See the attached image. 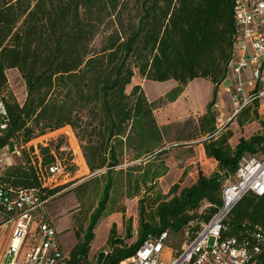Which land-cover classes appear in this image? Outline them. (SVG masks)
<instances>
[{"label":"trees","instance_id":"obj_1","mask_svg":"<svg viewBox=\"0 0 264 264\" xmlns=\"http://www.w3.org/2000/svg\"><path fill=\"white\" fill-rule=\"evenodd\" d=\"M234 15L232 0H0V89L8 117L0 132V150L69 127L96 187L102 185L85 231L73 229L77 241L68 264L87 260L100 220L122 212L117 207L120 195L138 197V236L133 245H122L113 223L106 264L128 259L148 235L168 231L191 240L217 212L222 188L241 157L264 154V120L257 102L242 108L235 122L243 127L257 121L260 134L240 137L232 147V132L215 128L212 108L227 77ZM9 70L23 81L22 103L7 91ZM136 74L145 81L173 80L177 87L149 101L141 85H132ZM198 78L213 86L206 111L198 118V137H205L199 143L218 169L208 176L199 169L190 186L174 183L163 193L158 184L168 172V149L165 128L154 111L161 103L176 101ZM54 142L38 145L37 154L33 146L26 153L23 149L19 161L5 168L0 184L35 189L48 204L60 187L42 188L35 167L40 163L45 168L55 157L64 161L62 147ZM72 164H67L70 174ZM203 203L208 207L199 211ZM146 208L153 212L147 222ZM228 215L223 238L253 246L259 228L262 248L251 264H264V194L245 195ZM9 218L4 215L5 221Z\"/></svg>","mask_w":264,"mask_h":264},{"label":"built area","instance_id":"obj_2","mask_svg":"<svg viewBox=\"0 0 264 264\" xmlns=\"http://www.w3.org/2000/svg\"><path fill=\"white\" fill-rule=\"evenodd\" d=\"M232 3L235 14L234 46L223 82L234 107L231 118L255 100L264 98V0H232ZM5 97L0 89V132L6 129L8 122ZM218 113V121L221 122L223 113L219 110ZM28 144L14 145L11 153L20 157L24 147L26 150L31 147ZM4 148L9 150L10 146ZM33 149L37 154L35 146ZM8 159L0 155V177L11 165ZM35 172L42 188L58 187L63 184L61 177L70 176L67 164L57 157L45 168L38 163ZM249 193L264 194V154L241 157L235 174L222 188L217 212L202 224L191 240L184 241L178 249L170 250L168 231L157 237L148 235L134 254L119 264H251L262 248L259 228L255 234L257 244L253 246L247 243L240 245L233 238H223L229 212ZM46 204L47 200L42 199L35 189H12L0 184V230L6 223H16L0 264H68V254L63 251L58 233L46 216ZM7 214L10 218L5 221L4 215ZM110 254L111 250L104 247L91 259H81L77 264H106ZM164 254L170 255V258L162 259Z\"/></svg>","mask_w":264,"mask_h":264},{"label":"rangeland","instance_id":"obj_3","mask_svg":"<svg viewBox=\"0 0 264 264\" xmlns=\"http://www.w3.org/2000/svg\"><path fill=\"white\" fill-rule=\"evenodd\" d=\"M141 85L144 88V93L149 101L160 99L169 91L176 89L177 83L173 80L166 82L145 81L137 74L132 80V85ZM189 84V83H188ZM187 84V85H188ZM130 86L128 91H130ZM186 88V89H185ZM224 86L218 89L216 104L212 108V113L215 117V128L218 132L231 131L232 137L229 140L233 147L240 137L248 139L254 135L260 134L262 129L257 121L247 123L243 127H239L235 122V117L231 118L233 113V105L231 104L228 94L224 90ZM180 101L172 103H161L160 107L154 111L157 122L161 127L165 128V140L167 141L168 152L166 154L165 163L168 167L167 176L161 179L163 186L171 185L172 183H180L182 185H189L197 178V172L200 169L205 175L211 173L213 162L208 161L204 156L199 157V150L193 149L199 146V141L205 137H198V118L206 111V106L212 97V86L207 79H194L190 82L188 87H184ZM7 91L16 99L18 103H22L25 98V87L19 74L15 70L7 72ZM259 117L264 120V98L257 99L251 104L255 103ZM250 105V104H249ZM218 110L223 113L221 122L218 121ZM74 132L69 127L59 129L54 132L47 133L31 142L29 146L50 144L57 140L59 146L64 151L65 163H73L71 167L70 176L60 180L61 184L58 191L49 199L46 204V216L53 220L54 223L67 224V227L58 229L59 240L63 251L69 254L75 240L73 229L79 232L85 231L90 214L94 211L97 201L101 196V187H96L93 174L91 175L84 158L78 141L76 140ZM43 143V144H41ZM55 143V142H54ZM191 147H187L190 146ZM26 153V148L24 147ZM38 153V151H36ZM24 154L23 152L21 155ZM2 157L9 158V163L13 164L19 161V157L13 155L8 149L4 148L0 151ZM190 157H193L195 162L192 166H188ZM70 159H73L71 162ZM35 162V159H31ZM185 166L186 168H184ZM194 166V168H193ZM126 164L121 168H126ZM120 167L116 168L118 170ZM184 168V169H183ZM234 178L230 181H233ZM167 182V183H166ZM167 184V185H166ZM83 187V188H82ZM159 187V184H158ZM82 188V189H81ZM161 190V188L159 187ZM117 207L122 212L119 214H110L112 218H102L94 229V240L90 244V250L87 258L91 259L102 248L106 247L108 232L111 224L116 225V238L122 240V245L131 246L136 242L139 230V215H138V197L133 199H126L124 196H118ZM137 199V200H136ZM137 201V202H136ZM208 207V204L203 203L199 211ZM150 208L145 209L144 221L149 220L151 215ZM115 221V222H114ZM70 223V226H69ZM16 223L9 222L0 230V260L3 258V253L8 247L14 225ZM57 224L55 223V226ZM72 225V226H71ZM54 227V226H53ZM129 227V232L127 228ZM57 232V231H56ZM128 233V236L127 234ZM82 234V233H81ZM186 240V234H169L167 244L170 245V250L178 249ZM210 239L209 243L212 244ZM168 245V246H169ZM169 254V253H168ZM164 254L162 259L167 260L170 255Z\"/></svg>","mask_w":264,"mask_h":264},{"label":"crops","instance_id":"obj_4","mask_svg":"<svg viewBox=\"0 0 264 264\" xmlns=\"http://www.w3.org/2000/svg\"><path fill=\"white\" fill-rule=\"evenodd\" d=\"M10 71V70H9ZM189 84H190V82H189ZM188 84V85H189ZM211 84V83H210ZM188 85H187V87H188ZM211 86H212V84H211ZM222 86H224L223 84H221L219 87H218V89H220ZM213 87V86H212ZM186 89V88H185ZM184 92H185V90L181 93V95L177 98V100L175 101V102H179L180 101V99H181V97H182V95L184 94ZM187 147H191V145L190 146H187ZM193 149H198L199 150V157L200 156H204V158L206 159V160H208V161H211V162H213V168L214 169H212V171H211V173H213V172H216L217 171V162L216 161H214L213 159H209V158H206V156H205V154H204V150H203V147H202V145L200 144L199 146H196V147H194ZM189 159V163H188V166H192V164H194V162H195V164L194 165H196V163H197V161H193V157H190V158H188ZM8 162H11V161H8ZM184 168H186L185 166H183ZM183 168V169H184ZM193 168H194V166H193ZM211 173H209V174H207V176L208 175H210ZM167 176V174L164 176V177H166ZM164 177H162V178H164ZM161 178V179H162ZM161 179H159V187L161 188V190H162V192L163 193H166L168 190H169V188L174 184V183H172L171 185H167V186H163L162 185V181H161ZM167 183V182H166ZM193 183V182H192ZM191 183V184H192ZM191 184H189V185H182L181 187H188V186H190ZM137 200V199H136ZM137 202V201H136ZM114 214H119V212H114ZM109 217V219H111L112 217L111 216H107L106 217V219ZM51 222H52V224H53V226H54V228H55V230L57 231V233H59V231H58V229H60V228H62V227H67V224L66 223H63V225L61 226L60 225V228H58V225L60 224V223H58V222H55L57 225L55 226V223H54V221L53 220H51ZM115 222V221H114ZM112 225V224H111ZM69 226H70V223H69ZM72 226V225H71Z\"/></svg>","mask_w":264,"mask_h":264},{"label":"water","instance_id":"obj_5","mask_svg":"<svg viewBox=\"0 0 264 264\" xmlns=\"http://www.w3.org/2000/svg\"><path fill=\"white\" fill-rule=\"evenodd\" d=\"M9 150H10V152H13L14 149H13V147H10Z\"/></svg>","mask_w":264,"mask_h":264}]
</instances>
